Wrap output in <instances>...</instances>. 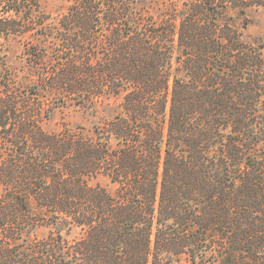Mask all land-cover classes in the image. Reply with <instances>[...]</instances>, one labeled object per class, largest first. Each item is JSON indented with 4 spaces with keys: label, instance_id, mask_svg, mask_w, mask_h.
I'll return each mask as SVG.
<instances>
[{
    "label": "trees",
    "instance_id": "16d2710c",
    "mask_svg": "<svg viewBox=\"0 0 264 264\" xmlns=\"http://www.w3.org/2000/svg\"><path fill=\"white\" fill-rule=\"evenodd\" d=\"M147 1L75 0L54 21L0 0V264H264V38L227 17L264 0ZM109 97L121 111L92 129L42 128L52 102Z\"/></svg>",
    "mask_w": 264,
    "mask_h": 264
},
{
    "label": "rangeland",
    "instance_id": "374dc122",
    "mask_svg": "<svg viewBox=\"0 0 264 264\" xmlns=\"http://www.w3.org/2000/svg\"><path fill=\"white\" fill-rule=\"evenodd\" d=\"M75 0H40L41 9L47 15H51L54 21L67 12L68 8ZM200 0H148L146 3L138 4L139 8L147 9L151 14L158 15L162 10L170 8L171 4L178 8H182L185 2L192 3ZM227 17L231 18L230 22L236 28L244 32L245 38L262 37L264 38V7L252 6L247 8L246 13L242 14L239 9L230 10ZM247 23V28H244ZM32 41L31 38L13 39L8 44V61L11 67L18 71L19 76L23 79L29 73L27 66L26 44ZM50 116L46 119L42 128L47 133H60L66 128L75 129L78 126H84L92 129L95 124L103 120L113 118L120 109V99L109 97L103 99L96 111H90L83 107L68 104L61 106L52 102ZM92 185L101 184L110 190L114 186L107 178L99 177L90 181ZM2 190L0 188V194ZM49 233V229L41 227L37 230V236H45ZM79 231H74L71 238L80 237Z\"/></svg>",
    "mask_w": 264,
    "mask_h": 264
}]
</instances>
